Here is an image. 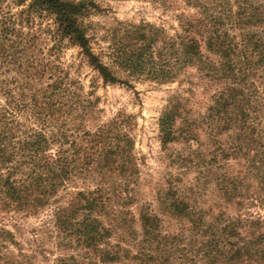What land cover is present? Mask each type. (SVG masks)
Segmentation results:
<instances>
[{
  "label": "trees",
  "instance_id": "1",
  "mask_svg": "<svg viewBox=\"0 0 264 264\" xmlns=\"http://www.w3.org/2000/svg\"><path fill=\"white\" fill-rule=\"evenodd\" d=\"M182 1L196 12L180 16L175 35L148 24L124 26L113 35L110 51L98 55L84 21L98 8L93 2L32 0L28 6L52 21L44 33L53 45L40 70L32 68L34 77L48 83L29 100L38 129L22 133L10 109L0 107V209L31 216L53 209L56 249L73 252L55 264H264L263 218L198 209L181 187L171 185L158 200L163 215L182 223L178 231L149 208L136 219L128 206L136 199L138 168L124 122L86 131L93 103L76 93L70 67L56 61L68 42L112 85L135 77L174 83L195 70L208 98L205 112L193 115L203 100L195 98L189 79L194 97L175 96L159 120L162 145L185 143L188 154L176 163L216 176L218 191L231 202L242 195L245 176L256 180L249 188L264 206V0ZM16 24H3L0 41L17 33ZM15 44L0 54L8 65ZM229 160L242 167L236 175L220 173ZM81 180L86 189L68 190ZM33 258L13 232L0 227V264H33Z\"/></svg>",
  "mask_w": 264,
  "mask_h": 264
},
{
  "label": "rangeland",
  "instance_id": "2",
  "mask_svg": "<svg viewBox=\"0 0 264 264\" xmlns=\"http://www.w3.org/2000/svg\"><path fill=\"white\" fill-rule=\"evenodd\" d=\"M31 1L0 0V29L3 24L9 26L10 22L14 20L17 22V33L7 40L0 41V54L4 49L10 51L16 43L14 57L9 65L8 61L4 63L0 57V107L10 109L16 124L21 126L22 133L31 128H39L31 114L29 100L35 90L43 88L46 79L34 77L32 68L40 70V62L45 58L49 47L53 45L48 35L44 33L45 29L52 26V21L39 14L28 12ZM88 1L98 7L84 20L89 35L95 37L92 48L97 55L102 54V51L104 53L110 51L114 42L113 35L124 26L148 24L163 29L168 36H173L180 31V16H191L196 12L182 0ZM58 53L60 59L55 60L59 64H64V68L70 67L68 71L71 79L76 82L74 87L76 93L84 100L93 103L94 119L84 123L86 131L94 132L100 126L111 124L114 120L124 122V129H121L131 141L130 154L138 168V184L133 193L136 199L134 204L128 206L136 219L143 209L149 208L163 218L171 232L178 231L182 223L172 221L163 215L164 211L158 203L171 185L181 187L198 209L215 215L224 214L226 218H237L241 215L245 218L252 216L264 219V206L260 200L254 198V189L249 188V184L256 185V180L245 176L242 195L233 198L231 202L218 191L216 176L201 174L199 168L188 170L176 163L178 156L188 154L185 143H174L166 148L161 143L159 120L170 101L180 95L191 99L194 97L188 91L192 87L188 82L189 79H193L195 83V98L203 100L197 106H192L193 115L205 112L208 98L201 95L202 87L196 84L195 70H188L174 83L161 84L146 77H135L128 79L129 84L112 85L105 84L98 73L85 63L79 48L64 42L59 47ZM105 55L102 59L108 63ZM120 77L126 79L125 76ZM205 137L203 136V139ZM195 148L194 145L193 149ZM53 150L55 151L56 148ZM240 170L242 167L238 162L229 160L228 165L220 173L228 172L236 175ZM86 188V184L81 180L72 182L68 190L77 191ZM52 214L53 209H46L37 216L17 211L3 212L0 209V227L13 232L16 241L21 244L22 251L34 257L33 264H49L44 257L51 264H55L57 257L63 254L70 255L73 252L56 249L57 232L53 228ZM133 226L140 231L138 221ZM114 239L112 243H116ZM11 251L16 253L13 248ZM132 251L135 252L136 249Z\"/></svg>",
  "mask_w": 264,
  "mask_h": 264
}]
</instances>
